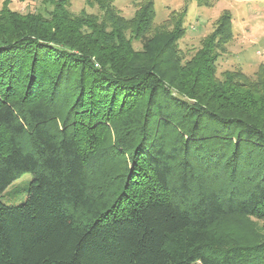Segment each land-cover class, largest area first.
Instances as JSON below:
<instances>
[{"label": "trees", "instance_id": "1", "mask_svg": "<svg viewBox=\"0 0 264 264\" xmlns=\"http://www.w3.org/2000/svg\"><path fill=\"white\" fill-rule=\"evenodd\" d=\"M43 1L0 7V196L32 176L0 200V264H264V233L229 229L264 221V69L216 75L230 13L184 59L152 0Z\"/></svg>", "mask_w": 264, "mask_h": 264}, {"label": "rangeland", "instance_id": "2", "mask_svg": "<svg viewBox=\"0 0 264 264\" xmlns=\"http://www.w3.org/2000/svg\"><path fill=\"white\" fill-rule=\"evenodd\" d=\"M147 0H112V5L121 16L131 18L138 7ZM155 11V25L169 26V17L175 19L184 14L182 25L184 35L178 45L184 59L190 58L198 48L201 40L214 28L217 18L228 11L232 16L233 39L229 41L216 62V75L224 71H240L253 77L260 69H264V0H152ZM69 11L78 14L81 11L100 14L96 0H69ZM7 5L11 10L27 13L40 12L46 14L52 9L48 1L43 0H0V7ZM176 14V15H175ZM139 48L138 43H134ZM109 131H111L109 129ZM105 135L117 134L112 130ZM118 162L111 165L113 171ZM110 165V164H109ZM110 165V166H111ZM109 166V167H110ZM32 176L24 173L13 181L2 193L0 200L6 204H18L25 199L26 191ZM113 188L114 184L108 185ZM229 229L238 236L244 234L249 239L259 238L264 233V221L251 215L232 222Z\"/></svg>", "mask_w": 264, "mask_h": 264}]
</instances>
